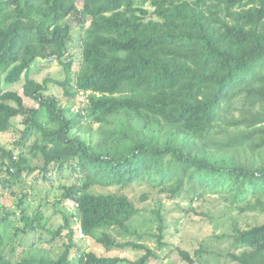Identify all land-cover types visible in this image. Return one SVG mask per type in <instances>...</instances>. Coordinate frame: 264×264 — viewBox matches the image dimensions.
<instances>
[{
    "label": "trees",
    "instance_id": "16d2710c",
    "mask_svg": "<svg viewBox=\"0 0 264 264\" xmlns=\"http://www.w3.org/2000/svg\"><path fill=\"white\" fill-rule=\"evenodd\" d=\"M76 29L79 59L67 54ZM39 59L60 77L33 78ZM22 79V94L2 87ZM18 116L20 151L0 145V170L49 186L64 172L56 202L75 211L57 210L53 228L41 208L27 213L25 194L11 209L0 196V264H148L166 246L162 199L184 194L221 202L198 213L223 229L214 241L231 264H264V222L242 217L264 214V0H0V134ZM137 185L138 202L157 204L139 224ZM85 237L144 253L99 255ZM205 253V241L179 248L186 264H208Z\"/></svg>",
    "mask_w": 264,
    "mask_h": 264
},
{
    "label": "rangeland",
    "instance_id": "374dc122",
    "mask_svg": "<svg viewBox=\"0 0 264 264\" xmlns=\"http://www.w3.org/2000/svg\"><path fill=\"white\" fill-rule=\"evenodd\" d=\"M77 5L80 7L82 2H77ZM81 34L82 32L80 30H74L73 38L69 42V50L67 54L74 59H79L81 57V49L78 47V45L80 46ZM33 66L31 76L38 81H42L46 76L60 77L59 73L61 67L59 63L53 59H39ZM23 79L16 84L3 83L2 87L5 89L17 88L21 93L20 85L23 83ZM51 93L56 95L61 101L60 103L63 105H69L71 103L70 101H67L63 95V91L57 85L51 87ZM87 94L89 93H86V95ZM25 102L28 105H37L34 101L26 97ZM83 104L84 102L81 100L76 102L73 110L75 111L76 108ZM21 121L22 118L19 116L12 118L11 122L13 126L9 131L0 134V145L5 148L13 149L14 155H17L20 151V147L16 145V142L19 141L21 131L24 127L21 124ZM1 164L2 159H0V165ZM3 165L4 167L0 170V196H2V200L5 201L10 209L14 208L18 198L25 194L24 206L27 213L32 214L34 211L38 210V208H41V210L44 211L46 218L50 220L49 222H51L53 228L64 222L62 214L58 213L57 210L61 209L69 213L75 211V208L69 204L56 202L61 193L60 190L56 189L59 185L57 177L60 180H64L66 184H71L72 178L69 175H65L64 172L58 174V176L54 178L55 182L50 184V186L36 183L33 181L34 175L32 174L26 176L23 173V179L19 178L11 181L8 179V173H5L4 171L5 168H7V165ZM19 186H22L25 189H21ZM11 190L16 191V196L11 194ZM144 190L145 186L137 185L135 188L129 189L128 191L129 195L134 198L137 205L142 209V214L135 218V222L138 224L145 218L149 217L151 209L157 206V204L151 199L153 195H151L146 201H137V197H139ZM212 196L214 197L215 195ZM161 206L165 222L163 240L165 241L166 246L162 249H154V251L158 253V256L156 258H150L148 264H186L180 257L179 248L188 251L192 255L194 250H196L203 241L207 244V253L204 254V258L208 261V264H231L227 257V241L225 239L214 241V233H221L223 229L220 226L215 227L205 215H200L198 213L201 211L208 214L216 212V209H219L221 206L220 201H213L210 197L205 202L197 199L191 201L190 198L184 194L173 200L163 198ZM194 207L196 208L195 211L191 209ZM257 214L258 213H244L242 217L244 221L252 224L264 222V214ZM13 218L17 220V216ZM244 223L245 222H243L242 225H244ZM32 236L33 235L19 234L17 243H30ZM42 238H47V235L44 234ZM34 241L38 242L37 239H34ZM80 241L82 250H92L99 255H118L129 259H137L144 253L143 250H134L130 247H111L109 250H105L88 237H85ZM60 243L61 242L59 241L54 248V251L50 252V256H57V253L62 249ZM148 243L152 248L155 246V243L152 240Z\"/></svg>",
    "mask_w": 264,
    "mask_h": 264
},
{
    "label": "clouds",
    "instance_id": "9594fccd",
    "mask_svg": "<svg viewBox=\"0 0 264 264\" xmlns=\"http://www.w3.org/2000/svg\"><path fill=\"white\" fill-rule=\"evenodd\" d=\"M90 92V91H89ZM80 95L82 96L83 95V92H80Z\"/></svg>",
    "mask_w": 264,
    "mask_h": 264
}]
</instances>
